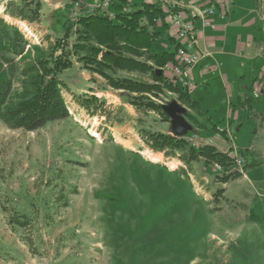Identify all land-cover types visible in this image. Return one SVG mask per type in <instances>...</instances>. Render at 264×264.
Instances as JSON below:
<instances>
[{
    "label": "rangeland",
    "instance_id": "1",
    "mask_svg": "<svg viewBox=\"0 0 264 264\" xmlns=\"http://www.w3.org/2000/svg\"><path fill=\"white\" fill-rule=\"evenodd\" d=\"M28 1L27 8L26 0H0V17L17 27L18 41L26 39L32 56H45L65 36L69 16L64 7L70 0H61L57 9L44 4L36 17L34 1ZM254 7L264 55V0H254ZM11 65L5 67L14 69L18 87L20 67ZM112 75L152 79L148 72ZM59 79L67 118L36 130L0 122L3 253L9 257L12 251L20 264H264V154L261 159L254 133L264 114L247 116L234 134L247 167L224 182L223 176L242 171L243 164L183 161L182 153L153 151L145 132L165 131L162 117L131 105L126 93L109 87L75 57ZM253 91L258 98L252 99L264 101L263 83ZM90 97L96 100L88 108L80 104ZM159 98L182 105L174 95L161 93ZM218 134L221 141L222 132ZM193 135L201 146L204 139L197 131ZM15 210L27 217L13 228Z\"/></svg>",
    "mask_w": 264,
    "mask_h": 264
},
{
    "label": "trees",
    "instance_id": "2",
    "mask_svg": "<svg viewBox=\"0 0 264 264\" xmlns=\"http://www.w3.org/2000/svg\"><path fill=\"white\" fill-rule=\"evenodd\" d=\"M27 2L28 8L31 1L26 0ZM40 7L39 2L33 3L32 16H38ZM160 16L162 15L159 9L142 3L139 10L126 14L119 13L114 20L102 14L80 17L77 22L68 20L69 26L65 28V36L56 40L52 51L45 56L37 53L32 56L31 45L25 49L28 45L26 39L23 44L18 41L21 39V32L17 27L0 17V122L12 129L36 130L49 122L67 118L68 111L61 95L59 75L72 66L74 57L92 73L104 78L109 87L126 93L131 105H139L157 112L163 121H169L161 105L147 95L157 99L163 92L162 88H167L177 92L178 100L186 101L183 90L167 81L162 70L158 75L154 70V67L175 62L174 52L152 50V42L160 32L154 30L150 32L149 27L154 29L155 19ZM162 24L166 26L164 22ZM73 27L75 29L71 34L69 32ZM72 36H74L72 43H68ZM58 48L60 51L56 53ZM145 53L146 57L140 60ZM149 61L152 65L148 63ZM9 63L13 64L10 67L14 65L20 67L18 87L14 86V69L10 71L5 67ZM117 71L150 72L154 83H145L128 77H113L112 73ZM92 99L96 100L95 97H90L82 100L80 104L88 108ZM224 133L222 132L223 135ZM145 139L153 151L175 155L182 153L183 161L204 159L226 167H230L234 162L227 152L217 151L210 145L194 147L188 143L186 137H175L162 132H145ZM238 152L241 153L239 149ZM246 167V163H243L242 171L236 169L221 179L227 182L238 178Z\"/></svg>",
    "mask_w": 264,
    "mask_h": 264
},
{
    "label": "crops",
    "instance_id": "3",
    "mask_svg": "<svg viewBox=\"0 0 264 264\" xmlns=\"http://www.w3.org/2000/svg\"><path fill=\"white\" fill-rule=\"evenodd\" d=\"M33 1L39 2L41 7H44V4L52 6L54 9L62 6L61 0ZM139 1L141 2L139 3ZM183 1L186 4H197L203 0ZM141 4L142 0H133L132 9L139 10ZM4 8L2 6V10ZM256 19L254 0H230V9L226 16L224 18L217 15L213 17V22L216 24L215 29L201 28L199 22H196V43L201 58L192 69L188 84L182 85L175 82L169 79L168 73H163L167 81L184 91L186 101L178 100L177 92L167 88H162V93H171L182 103V106L186 107L185 118L195 124L192 134L197 131L200 139H204L202 145H210L220 152L237 149L234 144V134L242 130L247 116L256 114L263 118L264 101L261 100L258 103L252 99L254 98L252 93L255 85L262 83L264 85V55L260 53L261 48L257 43ZM164 23L165 27L162 26V23H157L155 19V28L149 27L150 32L153 30L160 32V35L152 42V50L175 52L177 40L174 29L170 23ZM140 60L143 59L140 58ZM148 63L152 65L151 61ZM159 68L154 67L155 72ZM148 73L150 74V72ZM145 83L154 82L151 79V82ZM158 99L160 98H153L155 102ZM167 122L163 123L166 130L159 132L169 133V123ZM258 125L261 126L254 133L260 140L258 154L263 159L264 118ZM220 128L228 130L227 134L224 133L228 137L222 134L224 138L221 141L217 138H220L218 134ZM15 212L17 220L11 224L13 228L19 226L22 217H27L22 211L15 210ZM21 261L22 259L14 255L12 251H9L8 257L0 249V264L11 262L20 264Z\"/></svg>",
    "mask_w": 264,
    "mask_h": 264
},
{
    "label": "built area",
    "instance_id": "4",
    "mask_svg": "<svg viewBox=\"0 0 264 264\" xmlns=\"http://www.w3.org/2000/svg\"><path fill=\"white\" fill-rule=\"evenodd\" d=\"M133 0H70L66 9L69 20L77 22L80 17L91 14H102L114 20L117 14L130 13ZM142 3L158 7L161 11L160 17L156 18L157 23L168 22L174 29L177 45L174 52V63H166L159 69L163 73L169 74V79L187 85L190 74L194 66L201 58V53L197 49V28L198 21L201 28L215 29L214 16L224 18L230 9V0H203L197 4H186L183 0H142ZM26 30V29H25ZM171 95V93H167ZM254 98H258V93H252ZM161 105L168 100L158 99ZM220 132H228L227 129H219ZM195 136L187 135L186 140L194 147ZM233 158L234 165L239 167L244 163L243 157L238 154V150L232 149L227 152ZM219 171L221 167L214 165Z\"/></svg>",
    "mask_w": 264,
    "mask_h": 264
},
{
    "label": "water",
    "instance_id": "5",
    "mask_svg": "<svg viewBox=\"0 0 264 264\" xmlns=\"http://www.w3.org/2000/svg\"><path fill=\"white\" fill-rule=\"evenodd\" d=\"M159 74L160 70L156 69ZM162 111L169 120V133L175 137H185L192 131V124L185 118L186 108L179 104L176 100H170L161 104Z\"/></svg>",
    "mask_w": 264,
    "mask_h": 264
},
{
    "label": "bare ground",
    "instance_id": "6",
    "mask_svg": "<svg viewBox=\"0 0 264 264\" xmlns=\"http://www.w3.org/2000/svg\"><path fill=\"white\" fill-rule=\"evenodd\" d=\"M150 159H151V160H156L154 157H151Z\"/></svg>",
    "mask_w": 264,
    "mask_h": 264
}]
</instances>
